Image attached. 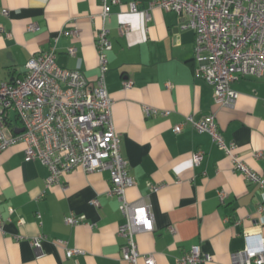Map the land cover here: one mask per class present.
Wrapping results in <instances>:
<instances>
[{
  "label": "crops",
  "instance_id": "obj_1",
  "mask_svg": "<svg viewBox=\"0 0 264 264\" xmlns=\"http://www.w3.org/2000/svg\"><path fill=\"white\" fill-rule=\"evenodd\" d=\"M155 1L118 0L105 20L111 41L105 74L111 118L135 180L124 195L129 202L148 204L153 218V230L136 236L138 250L152 254L155 264H176L198 244L210 256L205 264H237L245 234L259 233L264 239V213L257 211L264 188L234 172L211 136L185 118L214 114L224 143L234 144L238 159L264 178V156H253L264 153V79H236L232 105H215L211 87L194 75L193 31L181 29V18ZM130 3L136 12H130ZM101 4L0 0V27L9 33L0 32V80L22 75L35 52L54 49L59 66L78 69L93 83L99 74L95 36L102 24ZM30 23L37 30H29ZM124 23L129 25L126 34L120 33ZM70 47L76 48L74 55ZM144 107L157 113L145 116ZM181 123L175 133L173 127ZM198 151L203 158L195 165L192 156ZM47 176L45 166L26 158L23 143L0 152V264H128L120 258L124 241L117 229L124 217L119 199L109 194V171L77 168L49 187ZM71 213L85 222L65 224ZM38 235L44 237L39 252L30 244ZM67 248L80 252L67 258ZM137 264H143L141 256Z\"/></svg>",
  "mask_w": 264,
  "mask_h": 264
},
{
  "label": "built area",
  "instance_id": "obj_2",
  "mask_svg": "<svg viewBox=\"0 0 264 264\" xmlns=\"http://www.w3.org/2000/svg\"><path fill=\"white\" fill-rule=\"evenodd\" d=\"M114 3L118 0H102L99 14L102 24L95 36L99 74L93 83L80 70L59 66L54 49L35 52L25 63L22 75L0 80V152L23 143L26 158L38 160L47 168V187L61 183L66 174L77 168L85 172L108 170L109 194L119 199V210L124 217L117 229L124 241L120 258L128 264H137L141 256L143 264H155L152 254H140L138 250L136 236L153 230V218L148 204L142 200L129 202L125 198V190L134 186L135 180L120 153V135L114 130L112 100L105 84L106 53L111 49L105 20ZM154 3L176 13L181 18V29L193 31L194 75L211 87L215 105H232L237 93L231 83L236 79H264V0H156ZM129 10L136 12V5L130 3ZM1 15L8 17L9 11L2 9ZM146 17H149L147 13ZM27 28L37 30L38 27L30 23ZM0 32L9 35L2 27ZM128 32L129 25L121 24L120 33ZM68 52L74 55L76 48L70 47ZM123 84L130 86L127 81ZM144 113L150 116L157 110L144 107ZM185 122L209 134L230 158L232 170L241 174L247 183L264 188V178L238 159L235 145L224 143L214 114L199 120L188 116ZM183 125H175L173 131L179 133ZM253 156L261 157L264 153L255 152ZM192 158L198 165L203 152L194 153ZM151 188L157 190L158 186ZM220 197H225L224 192H220ZM91 204L97 206L98 201L92 200ZM257 211L264 213V203L257 206ZM64 222L72 226L85 222V218L71 213L64 217ZM3 227L0 213V233ZM43 238L38 235L30 240L38 252ZM243 238L245 245L235 254V262L264 264L261 234H245ZM79 252L65 249L67 258ZM209 260L210 256L195 244L176 258V264H205Z\"/></svg>",
  "mask_w": 264,
  "mask_h": 264
}]
</instances>
